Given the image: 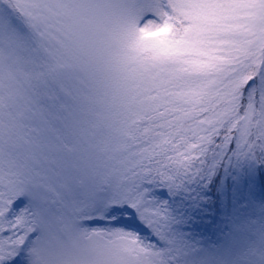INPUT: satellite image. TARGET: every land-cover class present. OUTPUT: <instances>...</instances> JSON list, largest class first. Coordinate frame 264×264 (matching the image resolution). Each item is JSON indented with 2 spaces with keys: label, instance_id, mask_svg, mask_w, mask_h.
Listing matches in <instances>:
<instances>
[{
  "label": "snow or ice",
  "instance_id": "snow-or-ice-1",
  "mask_svg": "<svg viewBox=\"0 0 264 264\" xmlns=\"http://www.w3.org/2000/svg\"><path fill=\"white\" fill-rule=\"evenodd\" d=\"M245 158L264 165V0H0V264H181L157 193L219 210Z\"/></svg>",
  "mask_w": 264,
  "mask_h": 264
},
{
  "label": "rangeland",
  "instance_id": "rangeland-1",
  "mask_svg": "<svg viewBox=\"0 0 264 264\" xmlns=\"http://www.w3.org/2000/svg\"><path fill=\"white\" fill-rule=\"evenodd\" d=\"M236 161L235 164L230 161L226 163L224 180L231 178L236 181V184L243 186L245 198L243 201L246 200L247 204L243 208L236 207L232 213L231 210L224 209L221 224L216 231L202 232L206 229L193 225L195 221L199 222L197 217L205 213L208 215L205 218L206 221L212 222L211 216L214 214L209 208L204 209L205 213L201 211L200 214L198 212L188 216L185 207L178 208L176 197H170L164 190L157 193L159 200L168 203L175 219L172 233L178 240L186 241L190 245L188 255L181 257V264H203L207 261L211 264H243L251 251L261 249V233L264 230V196L259 184L258 168L262 166L261 173L264 178V165L247 158L236 159ZM224 185L227 187L226 184ZM198 200L192 201L197 204L194 210H197ZM192 202L188 203L190 208L193 206ZM151 239L155 238L151 237Z\"/></svg>",
  "mask_w": 264,
  "mask_h": 264
},
{
  "label": "trees",
  "instance_id": "trees-1",
  "mask_svg": "<svg viewBox=\"0 0 264 264\" xmlns=\"http://www.w3.org/2000/svg\"><path fill=\"white\" fill-rule=\"evenodd\" d=\"M228 161H226L224 163V165L222 166V168L220 169L218 176H219V187L216 189V194L211 196V200L218 205V209L217 210L215 207L211 206V205H207L206 206V201H202V200H198V206H197V210L195 209V206L197 204L193 203L192 201H196V200H190L187 198H183L180 196L176 197V202L178 204V208L180 209L181 206L185 207V209H187V215L189 216H193L196 213L204 211V209L209 208L211 211H213L214 216H211L212 218H215L216 223H213L210 221H206V217H208V215L205 213L204 215L200 214L197 218H199V222L195 221L196 223H194L193 225L196 224L197 227L199 228H205L206 230L202 231V232H209L211 230H217V228L219 227V225L221 224V217H222V213L224 211V209H229L232 211H234L236 209V207H241L243 208L244 205L247 204V201H243V186H240L238 184H236V181H233L231 178H228L227 180L225 179V167H226V163ZM232 164H235L237 161L236 159L231 160L230 161ZM261 169L262 166H259L258 171L260 172V187L262 189V194L264 196V178L262 177V173H261ZM225 182V183H224ZM226 184L227 187L224 185ZM250 185L248 186L249 189ZM250 193V192H249ZM203 195V194H201ZM199 199V198H198ZM245 199V198H244ZM260 201V200H259ZM193 204V206L190 208V205L188 206V203ZM185 204V205H184ZM189 207V208H187Z\"/></svg>",
  "mask_w": 264,
  "mask_h": 264
}]
</instances>
